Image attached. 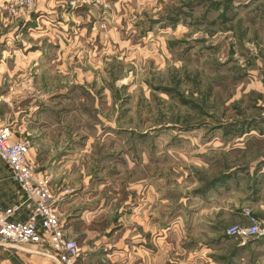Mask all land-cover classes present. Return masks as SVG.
Segmentation results:
<instances>
[{"label":"rangeland","instance_id":"374dc122","mask_svg":"<svg viewBox=\"0 0 264 264\" xmlns=\"http://www.w3.org/2000/svg\"><path fill=\"white\" fill-rule=\"evenodd\" d=\"M58 4L56 28L0 12V122L78 198L62 223L114 243L152 219L173 264H226L253 240L226 235L233 212L264 195V0Z\"/></svg>","mask_w":264,"mask_h":264},{"label":"crops","instance_id":"0c3cea01","mask_svg":"<svg viewBox=\"0 0 264 264\" xmlns=\"http://www.w3.org/2000/svg\"><path fill=\"white\" fill-rule=\"evenodd\" d=\"M5 0H0V5ZM39 9L34 12H27L24 10L15 17L9 18L10 26L14 27L22 22L24 25H28L29 28L40 20L46 19V16L50 17V22L54 28H56V20L58 13L64 7L59 5L56 0H39ZM67 11V9H66ZM2 16L0 15V19ZM2 20V19H1ZM4 23V22H3ZM55 23V24H53ZM14 25V26H13ZM15 38H18L17 36ZM13 41V40H12ZM11 44V39L6 41ZM256 67L253 71H250V79L248 81V87L250 90H256L264 96V54L262 53L261 58L256 60ZM260 74V75H259ZM0 124L3 125L2 122ZM26 138V137H25ZM29 138V137H28ZM30 160L37 165L36 158L30 152ZM38 166V165H37ZM41 171V170H40ZM44 172V171H42ZM48 175L51 173L45 171ZM58 175H56L57 177ZM264 176V171H263ZM56 177H54L56 181ZM69 185V184H68ZM65 185L56 186L58 191H62ZM258 190L260 187H257ZM264 190V186L262 187ZM74 196L67 197L63 203L58 205L61 216H65L67 212H73L76 206V200ZM23 200V193L13 179L8 167L0 158V210L12 207L19 204ZM252 214L255 218L264 221V195L252 201ZM71 216V217H70ZM29 217V211L23 210L14 217V220L25 221ZM70 223H62L66 233L76 239L79 245L82 247L83 255L80 259L79 264H111V262H119V264H173L174 255L169 249L158 250L159 240L157 227L153 225L152 219L148 222L147 219L140 218L139 225L142 229L139 230V235L145 233V241L143 236H134L133 240H129L127 237H120L116 242L111 243L109 240L106 241L103 237H95V234L90 232V220L85 217H76L69 215ZM232 224H248V219L244 212L241 210L233 212ZM64 219V217H63ZM62 219V220H63ZM64 221V220H63ZM149 233V234H148ZM148 234V235H147ZM156 234V237L154 236ZM167 237V235L165 236ZM127 238V239H125ZM132 239V238H131ZM225 239H229L225 236ZM134 243L133 246L130 245ZM112 248V249H111ZM218 254H228L224 257H231L227 260L226 264H264V239L252 240L250 246L244 250H231L224 251ZM208 257L211 255H201L200 264H208ZM207 258V260H206ZM114 263V264H115ZM0 264H60L53 256L52 253L41 246L37 245H26L19 247H3L0 246ZM219 264V263H218Z\"/></svg>","mask_w":264,"mask_h":264},{"label":"built area","instance_id":"2783aa9c","mask_svg":"<svg viewBox=\"0 0 264 264\" xmlns=\"http://www.w3.org/2000/svg\"><path fill=\"white\" fill-rule=\"evenodd\" d=\"M64 2L70 10L80 7L107 8L116 0H56ZM38 0H5L0 12L15 17L20 11L33 9ZM31 141L17 139L8 125L0 124V158L19 185L23 200L0 210V246L19 247L37 245L48 249L60 264H79L83 255L78 241L70 237L61 221L58 205L67 195L53 187V179L30 160ZM23 210L29 211L27 220H14ZM245 215L248 224H236L226 231L228 237L264 239V221L251 211Z\"/></svg>","mask_w":264,"mask_h":264}]
</instances>
